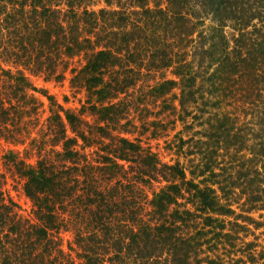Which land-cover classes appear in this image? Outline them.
Here are the masks:
<instances>
[{
	"label": "trees",
	"instance_id": "trees-1",
	"mask_svg": "<svg viewBox=\"0 0 264 264\" xmlns=\"http://www.w3.org/2000/svg\"><path fill=\"white\" fill-rule=\"evenodd\" d=\"M92 2L0 0V264H264V0ZM66 74L77 111L29 79ZM150 107L184 163L130 138Z\"/></svg>",
	"mask_w": 264,
	"mask_h": 264
},
{
	"label": "rangeland",
	"instance_id": "rangeland-1",
	"mask_svg": "<svg viewBox=\"0 0 264 264\" xmlns=\"http://www.w3.org/2000/svg\"><path fill=\"white\" fill-rule=\"evenodd\" d=\"M164 1V0H162ZM164 7V4H162ZM101 8H108L104 4L103 0H93L92 4L89 6V9L99 10ZM110 8H114L110 7ZM109 9V8H108ZM72 66H77L81 64L80 58H73L71 61ZM69 74H66L65 80L61 82L55 81H45L42 76H31L29 75V79L31 83L39 90H44L48 95L52 96L55 101L66 109H71L77 111L83 101H84V93L82 90H72L69 83ZM166 78H170L171 75L169 71L165 74ZM177 91L175 90L174 93ZM35 96L41 101L42 106L40 107V112L38 113L39 125L45 120L48 112V101L41 94L35 93ZM172 104H176L175 100H173ZM149 116L147 121L149 122H157L156 124H146L145 126H138V123L135 124L138 126L135 129V133L130 138H138L139 143L143 148H148L151 152L155 153L160 160L161 163L172 164L175 160H179V162L184 163V159H182L181 155H177V147L179 146V138L178 131L182 129V125L179 121H177V113H173L171 109L166 111H159V108L150 107L148 109ZM148 115V114H147ZM189 121V118L186 119ZM191 144V143H190ZM23 146H13L9 144H5L2 142V147L0 149L6 150H18L19 152L22 150ZM184 150V149H183ZM21 154V153H20ZM22 156V155H21ZM20 156V157H21ZM34 157H30L26 159V162L32 164L34 162ZM0 169L4 170V166L2 164V160H0ZM7 186L6 189L9 192L12 199L19 206V213L22 216L28 217L30 216L31 204L27 198L24 197L21 191V184L18 178L11 177L10 173H7ZM154 186H159V184L154 183ZM257 217V215H254ZM243 221L241 218H239ZM262 220V219H260ZM242 223V222H240ZM245 225L248 226L250 232L246 236V240H254L258 243L263 244L264 240V227L254 228L253 224H249L248 222H244ZM62 243L61 247L64 251H68L67 243L72 240L70 233H61ZM71 255L74 254L71 251Z\"/></svg>",
	"mask_w": 264,
	"mask_h": 264
}]
</instances>
